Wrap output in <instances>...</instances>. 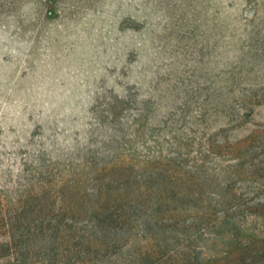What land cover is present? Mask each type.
I'll use <instances>...</instances> for the list:
<instances>
[{
    "label": "rangeland",
    "instance_id": "374dc122",
    "mask_svg": "<svg viewBox=\"0 0 264 264\" xmlns=\"http://www.w3.org/2000/svg\"><path fill=\"white\" fill-rule=\"evenodd\" d=\"M0 264H264V0H0Z\"/></svg>",
    "mask_w": 264,
    "mask_h": 264
},
{
    "label": "trees",
    "instance_id": "16d2710c",
    "mask_svg": "<svg viewBox=\"0 0 264 264\" xmlns=\"http://www.w3.org/2000/svg\"><path fill=\"white\" fill-rule=\"evenodd\" d=\"M94 235H91L90 238H92ZM85 244V243H84ZM83 247V246H82ZM110 247V245H102L100 246V249L99 250H103V251H107L108 248ZM81 250V249H80ZM80 250L76 253L77 254V257H81V252Z\"/></svg>",
    "mask_w": 264,
    "mask_h": 264
}]
</instances>
